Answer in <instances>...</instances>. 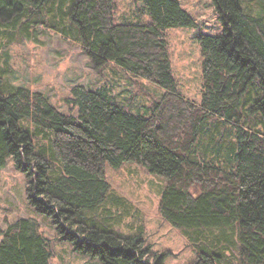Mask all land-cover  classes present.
<instances>
[{
  "label": "trees",
  "instance_id": "16d2710c",
  "mask_svg": "<svg viewBox=\"0 0 264 264\" xmlns=\"http://www.w3.org/2000/svg\"><path fill=\"white\" fill-rule=\"evenodd\" d=\"M137 2L147 19L117 22L115 0H0V39L54 31L96 69L113 64L131 81L129 95L76 84L60 110L42 92L9 87L0 69V167L13 157L36 213L100 264H165L141 234L111 222V208L127 204L106 168L126 162L164 180L158 212L197 249L191 264H264V0H213L223 30L197 37L200 101L180 91L165 35L195 20L178 0ZM212 229L235 241L189 236ZM0 235V264H51L52 243L35 219Z\"/></svg>",
  "mask_w": 264,
  "mask_h": 264
},
{
  "label": "rangeland",
  "instance_id": "374dc122",
  "mask_svg": "<svg viewBox=\"0 0 264 264\" xmlns=\"http://www.w3.org/2000/svg\"><path fill=\"white\" fill-rule=\"evenodd\" d=\"M181 7L195 20V27H176L166 30L171 67L182 94L194 101L201 99L202 57L197 40L199 34H219L223 25L213 0H178ZM116 21L146 20L140 17L137 0H115ZM0 69L9 87L24 86L45 94L60 110H65L64 99L76 84L112 87L114 94L129 95L130 78L113 64L96 69L79 43L45 30L31 39L18 34L0 39ZM153 93L161 89L141 80ZM118 96V95H117ZM119 99V98H118ZM121 100V99H120ZM137 101L149 102L144 98ZM112 192L122 198L127 208H111V221L123 234H141L152 253H165V264H191L197 249L180 230L163 220L158 212L160 192L164 180L150 174L136 162H126L118 170L106 168ZM27 177L15 166L13 157L0 167V231L19 218H33L39 230L52 243L51 264H100L98 259L75 252L69 242L60 241L50 218L36 213L27 199ZM127 209V210H125ZM102 215V213H101ZM191 230L189 236L201 241H235L230 230ZM1 238V235H0Z\"/></svg>",
  "mask_w": 264,
  "mask_h": 264
}]
</instances>
